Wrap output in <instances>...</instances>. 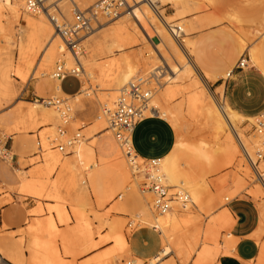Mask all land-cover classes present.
Listing matches in <instances>:
<instances>
[{"label": "rangeland", "instance_id": "374dc122", "mask_svg": "<svg viewBox=\"0 0 264 264\" xmlns=\"http://www.w3.org/2000/svg\"><path fill=\"white\" fill-rule=\"evenodd\" d=\"M76 1L81 8H87L99 0ZM176 1L178 2L177 6H172V4L161 6V0H158V3L160 2L158 5L159 12L173 24H184V28L187 30V36H181L180 41H185V39L192 40L191 59L197 62L205 73H209L211 80L205 81L200 74L192 73L189 77L184 78L180 72L175 74H173V72L171 73L168 67L176 66L177 68L179 62L177 59L180 60L181 58H179L180 56L174 55L173 57V55H169V53L160 46L159 38L152 32L151 28L150 38L145 39L143 36L144 32H141L139 24L137 22L135 24L130 17V19L128 18V25L130 23L128 26L129 29L124 28V30L120 28L124 25L123 19L113 22H106L100 19L101 28H98L99 26L96 28L93 26V29H95L93 32L94 34H89L87 37L88 39L86 38L87 40L82 39L80 45L81 56H83L85 61H90L91 66L96 67L97 78L92 80L86 77L82 72L79 74V80L83 88L82 94L80 95L82 99L78 102V105H82L84 108L83 110L75 112V117H77L78 120L77 123H73L70 118L67 122L65 121L67 124H63L60 120L61 118L58 119V108L48 109H53L55 113H58L56 114V119L58 121L57 126H61V128L67 131L66 136L69 137L78 132L81 136L80 139L85 138L86 143L90 146L98 143L100 138L109 136L110 139L116 143V149H118L120 144L116 141L113 132H110L108 122L105 120L106 118L103 117L105 106L99 103L98 100L99 93L105 95L109 94L110 87L107 85L113 84L116 81V70L110 69L109 65L122 53H125L127 56H130L136 64L140 62L137 64V66L139 65L138 67H141L137 78H141V80L149 79V75L146 73L148 67L149 70L157 66L160 69L163 68L164 74L158 79V84H154L155 81L152 80L151 87L155 88V90L154 93L152 92V98L149 104L156 101L164 90L167 94H164L165 96L161 100V103H165L163 106L172 113H170V115L173 121L175 119L177 127H173L170 122L166 120L162 121L166 122V124L172 128L176 142L180 140L189 144H202L209 151L213 152L214 156H217V154L220 156V158H216L215 156V160L217 161L216 169L214 170L211 168L206 171L205 179L208 182V190L211 188L209 193H217V188L219 187L221 189L220 186H222L224 187L222 188L223 192H221L223 199H221V197L220 199L222 202L223 200L225 201L224 198L230 197L229 194L227 196L226 191L230 190L229 192H231L235 190L232 184L233 181L231 180L234 179L238 171V165L241 166L244 164L239 169H242V167L248 169L246 174L243 169L240 171L243 179V188L238 190L239 193L236 191L237 195L233 200L225 201L223 206L218 207V205H222L219 203L216 205L218 208L215 206V210L213 209V211L217 214L223 207L229 209L234 204L242 202L252 206L256 217L260 220V216H264V211H262L264 210V197L261 198V196H264V193H261L260 196L258 195L260 194L258 192V190H260L258 181L241 155L237 141L235 142V137L231 138L229 134L231 132L227 130L226 127L224 129L226 133L219 132L216 134L214 132L216 129L214 123H207L208 120L202 117L201 113L205 111L209 104L211 106L214 102L222 106L223 100L231 109L237 110L244 117L256 116L261 117L258 118L259 120H264V116H262V113H264V75H261V73L250 64L247 69L236 71L231 79L225 80V74L234 67L240 57L245 56L248 60V51L250 49L258 48L261 53V60L264 61V0ZM20 12H22V14H20L21 19L19 17V20L16 22L13 21L9 14H6V17L1 19V21L3 20L1 22L2 26L3 24L5 26H3L4 34L0 33V68L8 66L11 69L8 75L9 86L7 85L5 88L0 89V99L4 100V102H6L5 106L13 111L18 107L24 109L28 108V110L31 109L34 102L41 97V93L35 86L36 79H49L56 83L55 80L51 79V74H53L57 63L62 64L60 60H55L51 66L44 65L40 59L42 55H40V51L38 49V51L33 49L28 39L25 40V38L29 36V33L31 35L33 32V29L27 26L26 22L27 20L35 19L36 15L25 14L23 10ZM154 15L155 14L150 12L148 16L153 17ZM219 19L221 21L218 22L217 20ZM213 21L217 22L213 23ZM19 22L23 27L24 34L20 31V26H18ZM45 23H47V21H45ZM46 25L48 26L49 33L52 34L51 26H49L48 23ZM144 25L147 26V23L144 22ZM114 43L121 47L112 48ZM156 49L160 51L157 53ZM175 57L178 58L176 59ZM200 57L203 58V63L210 67V70H207L209 68L206 69V67L199 62ZM150 58L152 60H150ZM174 58L177 63H175L176 61ZM143 59L145 60L144 64L150 63L148 67L146 65L143 66V63H141ZM152 61L153 64L151 65ZM182 64L183 63L180 64V67ZM221 67H224L223 70H220ZM16 70L23 75V79L15 73ZM151 79L153 78L149 80L151 81ZM219 86L222 87L219 88ZM86 94H88V97H85ZM57 97L64 99L65 105H70V99L59 93H55L51 98L48 97L49 99H43L42 101L53 100V98ZM190 98L195 99L196 102L191 110L187 106V101ZM90 99L96 100L99 104L95 101L91 102ZM59 108L63 109V106H59ZM70 115L72 116L71 113L69 117ZM60 117H62L61 114ZM100 117L104 120V127H101L99 121ZM52 119L53 118L49 117L46 124L41 125L42 127L40 124H36L32 126L31 129L21 130L17 133L8 132L7 134V131L0 127V132L2 133H0V140L4 141L7 139V145L11 148V152L14 155V162L12 164H7L0 159V250H3L4 253H0V264H29V261L34 257L32 243L36 239V236L39 238V241L48 243L50 246L49 252H57L63 264H92L96 259L100 257L102 259L105 255V259L103 258L105 262L107 261V256L109 257L108 261L113 258L116 259L119 254L115 252V244L108 236L109 234L107 233L105 225L114 220L121 221L122 233H124L126 237V244L129 251L128 256L123 257L122 260L118 258L117 264H127V262H132V259L139 260V264H198V251L203 248V244L200 240L197 241L196 246L192 247L190 245L189 250H192L191 252L187 248L189 245L178 250L176 246H171L163 240L159 232H155L154 229L140 222H135L134 216L141 210L142 204H144V207L146 205L150 206V212L153 213L154 216L158 214L152 210L151 195L149 194L147 196L145 194V192L147 193L144 188V175L146 171L138 175L140 179L137 181V185L132 182V184L124 183L121 175L123 171L117 169L115 166V162L117 163L118 161H123L127 166V159L124 157L125 155L121 146V150L118 149V161L109 159L104 166H97L91 171H84V169H82V179L80 178L81 181L78 180L76 183H73L71 180L69 181V175L60 174L58 169L52 172L50 168L44 167L43 158H39L41 155L42 157L56 155L58 157L60 156L59 158L61 160L70 156L60 154L55 149L58 143H64L65 137L59 136L57 127L53 129L54 131L51 130L50 132L48 128L50 125L52 126ZM148 119L161 120L158 118ZM255 121L256 120L251 124L246 120L242 121L237 125V132L244 134L246 137L253 135L252 125ZM38 131L40 134H38V138H36ZM50 134L52 136H50ZM225 139H229V141L237 147L238 153L234 155L237 156V159H234V162H232L233 165L231 164L230 167L225 166L226 168L222 166V169L221 164L223 165L224 163L222 159H224L223 148L225 146ZM43 140L50 145L48 146L49 149L42 154L39 152L37 144H39L38 146H42ZM143 147L147 149L149 146L144 145ZM69 151L70 149L68 150L70 154ZM220 153L222 155H220ZM219 159L222 161H219ZM238 162L242 163L239 164ZM218 163L220 164L218 165ZM146 165V167L149 166L148 164ZM197 168L198 166H194L192 170L197 172ZM36 169L38 170L36 171ZM20 173H23L26 179L22 180ZM242 173H244V175ZM58 175L60 176L59 180H57L59 177ZM64 179H67L73 184H69V182ZM61 180L63 183L66 181L67 184L66 182L64 184L61 182L60 184ZM82 182H85V184H82ZM222 182L224 183L222 184ZM23 183L33 185L35 189L41 192L42 197L40 196L37 198L31 196L29 193L21 192ZM215 183H220V186ZM255 188H257V191H254ZM251 191L257 192V198L259 200L257 198L254 200V198L251 197L252 194L249 193ZM51 194L54 196L58 195L59 199L49 197ZM257 195L254 194L253 196L255 197ZM100 196H103L102 201L97 200ZM57 211H62L64 217L59 218V216L56 215L57 213H55ZM78 212L79 214L81 213V215H78ZM178 214H180L178 215L179 220L186 219L185 214ZM231 214L235 219L234 214L232 212ZM190 215L195 216L196 211L193 210ZM48 220L53 222L54 231L51 233H44L42 232V227ZM209 220L210 218L200 217V223L204 227L208 224ZM261 223L257 224L259 237L255 238L259 247L264 244V229H262L264 227H259L264 226V223H262V225ZM80 225L81 228L84 227L83 229L89 231V235L91 236L87 245L83 244L77 234L73 232L75 227ZM33 228H35V230ZM66 236L73 239L74 246L70 248V250L72 249L74 254L65 253L68 249L62 245V239ZM159 240L161 242V247ZM216 243L218 244L210 243L209 245L211 247H217L218 250L212 264H216L220 256L231 255L233 251L232 245L228 242V231L220 232ZM160 248L159 256L161 257L158 256L159 262H155L153 256ZM162 248L166 250L162 251ZM112 252L114 253L112 254ZM131 253L141 259L134 257ZM45 259L46 257L38 254L36 263L38 262V264H40L39 262L41 261V264H43L45 263ZM151 259L153 262L149 261ZM255 264H257L256 261Z\"/></svg>", "mask_w": 264, "mask_h": 264}, {"label": "bare ground", "instance_id": "6f19581e", "mask_svg": "<svg viewBox=\"0 0 264 264\" xmlns=\"http://www.w3.org/2000/svg\"><path fill=\"white\" fill-rule=\"evenodd\" d=\"M133 1H134V6L130 7L128 9L127 13L120 15L116 19V20L123 19L124 25L120 28H123V30H124V28L125 29L128 28V26L130 25V23L128 25V18L129 17L135 22V24H136V22L139 24V26L141 28V29L140 28L139 29L141 30L142 33L143 32L145 33V34L143 33V36L145 37V39L150 38V28H151L152 32L154 34H156L157 37L159 38L160 46H162V48H164L169 53V55L171 54V55H173V57H174V55H176L178 57L180 56L179 58H181L183 60V61L181 59L179 60V59H177L178 57H175L177 59V61H179V62L182 61L181 63H183V64L180 67L181 63L178 62L177 68H176V66L168 67L169 70L171 71V73L173 72V74H175L177 72H180V74L182 73V77H184V78L189 77L190 74H192V73L199 74L198 70L196 69V67L194 66V64L191 60L192 40H186L185 39V41H180L181 36H184V37L187 36V34H186L187 30H185L184 24L183 23H174L173 24L170 21H168L167 18L164 15H162L160 12H159V15H157V17H156V15H154L155 17L154 16L153 17L148 16L151 12L149 7L146 4L139 2V0H133ZM157 2H158V0H157ZM22 3H23V0H0V33L4 34V27L3 26H5V25L3 24V26H2L1 22L3 20L1 21V19L6 17V14L11 15V18L13 19L14 22L19 20V17L21 19L20 14H22V12H20V11L23 10L25 14H28V13H26L25 8H24V4H22ZM59 3H60L59 5L61 7L62 12L68 18V16H69L68 5H67L66 0H59ZM161 3H162L161 6H165V5H169V4L170 5L172 4V6H177V4H178V2L176 0H161ZM28 15H32V14H28ZM34 15H36L35 19L27 20V22H26V25L30 26L33 29V32L31 33V35L29 33V36H27V37L25 36L26 37L25 40L28 39V42L32 45L31 47H33V49H36V50L38 49L40 51V55L42 54L40 56V59L44 63V65L51 66L55 60H60L64 69H66V70L67 69L68 70L78 69L80 73L81 72L84 73L86 75V77H88L92 80L97 78L96 67L91 66L90 61H85L83 56H81V54L79 55V58H78L79 66H76L72 56L64 48L61 40L58 38V36L54 32L50 22L46 18V15L44 13H37ZM45 21H47L49 26H51V30L53 32L52 34L49 33V29H48V26L46 25L47 23H45ZM217 21L219 22L220 20H217ZM217 21H213V23H216ZM144 22L147 23V26L144 25ZM138 24H137V26H138ZM18 26H20V31L23 32V34H24V30H23L22 25H20V22L18 23ZM101 26H99L98 28H101ZM176 27H178L180 29V33H181L179 36L180 38L174 37V35H172V33L170 32V29H173ZM94 30L95 29L92 28V30L90 32H88L86 34L87 36H85L83 39L87 40L88 39L87 37L89 34H94L93 33ZM119 31H121V30H119ZM110 36H113V35H110ZM240 37H241V35H240ZM57 39L60 41H58ZM114 47L120 48L121 46L114 43L112 48H114ZM157 49H158V47H157ZM108 50H110V49H108ZM159 51L157 50V53ZM159 55H161V54H159ZM248 55L251 59V62L259 70L264 72V65H262V63L259 60L257 50L256 49H250L248 51ZM176 59H175V61H176ZM150 60H152V59L150 58ZM139 61H141V60H139ZM177 61L175 63H177ZM139 63H137V64H139ZM141 63H143V66L146 65L147 67L150 65V63L144 64L145 63L144 59H143V61H141ZM137 64H136V62H134L130 58V56H127L125 53H122L119 57H117L114 61L111 62L109 67H110V69L116 70V81L113 84L107 85L110 87V90H109L110 93L109 94L105 95L103 93H99V96H98L99 103H102L105 106L104 110L106 109L109 111H113L116 108L118 98L121 95L123 89L126 87V85L129 84L130 82H135V81L141 79V78H137L138 73L140 72V69H141V67H138L139 65L137 66ZM152 64H153V61H152L151 65ZM247 64L249 67L250 63L248 60H247ZM145 67H143V68H145ZM145 69H147V68H145ZM158 69H159L158 66L154 67L151 70H149V67H148L146 73H147V75H149V79L150 78H153V79H151V81L149 79L148 80L146 79L144 81H147L149 85H152L151 84L152 80H154V81H156V83H154V84L157 85L159 77L164 74L163 72L157 71ZM143 72H144V70H143ZM15 73L20 78H22V79L24 78L23 75L18 70H16ZM141 76H142V74H141ZM51 79L55 80L53 78L52 74H51ZM55 81H58V80H55ZM154 90H155V88H154ZM154 90H153V93H154ZM164 94H167V93L163 90V92L159 95V97L156 99V101H153L152 104L148 105V108L146 109V112H145V117L159 116V117L167 120L168 122H170V124L176 128L177 126L175 123V119L173 121V119L170 115L171 112L168 111L169 109L167 110L166 107L163 106V104H165V103H161V100L165 96ZM85 97H88V94H86ZM54 99L55 98H53V100ZM62 101L63 102L61 103L60 106H63V109H60L59 107H57L58 108L57 111L59 110L58 111L59 112V118L58 119L61 118L60 120H61V122H63V124H67L66 122L70 118L72 119L73 123H77L76 121L73 120L74 99L70 100V105H65L64 99H62ZM45 102H47V101H43V102L36 101V102H34L33 107L31 109L27 110L28 120L30 122L29 121H26V122H28L30 125L24 126V125H20L18 122V124H16L14 127H12V128L10 127L9 129H7L6 133L7 134H8V132L9 133H15V132L17 133V132H20L21 130L23 131L25 129H31V127L36 125V124H40V126L45 125L47 122V119H49V117L53 118L52 119L53 120L52 126L50 125L51 127L49 126V128H48L50 130V132H51V130L54 131L53 129H56L55 127H57V130H58L59 127H61V126H57L58 121L56 119V116H57L56 114H58V113H55V111L53 109H48V108H55V107L45 106ZM166 103H167V100H166ZM195 103H196L195 99L190 98L187 101L188 108L191 110L195 106ZM104 110H103V117L106 118L105 120L107 121V117L104 115ZM66 111L68 113L67 118H65V116H63V114ZM70 113L72 114V116L70 115V117H69ZM60 114L62 117H60ZM201 114H202V117H204L206 120H208L207 123H211V122L214 123V125L216 126V129L214 132L216 134L219 132L226 133L224 130L226 127L227 130H229L231 132V133H229L231 138L235 137V139H236L235 142L237 141L239 148H240V143H241L246 148V150L248 152H250V150L252 151V149L256 145L257 140L255 139V137L253 135L246 137L244 134L237 132V130H238L237 125L239 123H241L242 121H245V120L235 116L234 114H232L224 104L222 106H219L215 102L212 103L211 106L209 104V106L206 107L205 111ZM25 119H27V118H25ZM99 119H100L99 121H100L101 127H104L103 118L100 117ZM254 120H258V118L249 119L246 121H248L251 124L254 122ZM108 128L110 129V132L112 133L113 130L109 127V124H108ZM43 131H45V130H43ZM38 132H37V138H38V134H40V132L39 133ZM113 134H114V132H113ZM232 134H233V136H232ZM50 136H52V135L50 134ZM60 137H63V136H60ZM216 137H217V135H216ZM216 137L214 136L215 139H216ZM107 138L108 139H106L104 142L101 140L98 143H95L94 145L92 144L93 146H90L88 143H86L85 138L79 139L70 148V151H69L70 154L67 153L70 156L65 158L64 160L63 159L61 160L59 158L60 156L58 157L56 155L48 156V157H42V155H41V156H39V158L40 159L43 158L44 167L50 168L52 172L58 169L60 174L69 175L68 176V177H70L69 181L71 180V181H73V183L74 182L76 183L78 180H80V178L82 179V177H80V173L78 170L79 164H81L83 166L84 171H91V170H93V168H96L97 166H104L108 162L109 159L118 161L117 160V159H119L118 149H120V146H121L123 153L125 155L124 157H126L125 148L120 144V142H118L116 139V141L120 144L118 146L119 148L116 149V145H115L116 143H114V141L112 139H110L109 136ZM129 141H130V137L128 138V144L130 143ZM225 141H226V143H225ZM225 141H224L225 146L223 148L224 159H222L224 161V163L220 162V163H223V165L221 164L222 169H223L222 166H224V168L230 167L232 162H234V159L237 157L234 155H236L238 153L237 147H235L229 141V139H227V140L225 139ZM41 143H42V141H41ZM49 145L50 144L48 142L43 140L42 146L41 145L38 146L39 152H41L43 154L47 149H49V147H48ZM215 145H217V144H215ZM219 146H221V145H219ZM64 155H66V154H64ZM220 155H222V154L220 153ZM215 156H214L213 152L209 151L202 144H189V143H186L184 141L178 140V142L175 143L174 149L166 158L156 161V167L155 168L150 167V165L148 167H146L147 166L146 164H148V162L142 161L137 156L133 159V162H131L130 159H127V157H126L127 166L124 164L123 161H118L117 163L115 162V166L117 167V169H120L121 171H123V175H124V178H125V181L127 184L132 182V183H135L137 185L138 184L137 181L140 179V176H138V175H140L144 171H146L145 174L159 176L161 182L170 188L171 193L174 192L175 190H181V191H184L188 195L189 201L185 205H182L180 203V201H172V203L170 204V207H171L170 210L163 213V214H158L157 216H154L153 213L150 212L151 211L150 206L146 205L144 207L143 211L137 217H135L134 220L137 223L140 222V223L147 225L150 228L154 229L156 232H159L161 234L163 240H165L171 246H176L178 250L185 248L187 245H189V247H187L189 250L190 245L192 247L196 246L197 241L200 240V242L203 244L202 245L203 248L200 251H198L199 252L198 253V261H197L198 264H212L214 262L218 250H217V247H213V246L211 247L209 245H210V243L218 244L216 242L218 241L219 233L222 231H228V229L231 225V217L227 213V211H225V210L220 211L216 214L215 211H213V209L219 203L222 205H218V207L223 206L225 204L224 203L225 201H229L231 199H234V197L237 195V193H239L238 190L240 188L241 189L243 188L242 187L243 179L241 177L240 171H242V169H243L245 174L248 171V169L246 167H244V168L242 167V169H239L244 164H242L241 166L238 165V167H239V168H237L238 171L236 172L234 179L231 180V181H233L232 184L234 185L233 187H235V190H233L234 192L233 191L229 192L230 190L226 191L227 196L229 194L230 197L224 198L225 201L223 200V202H222L221 199H223V198L221 196V194H222L221 192H223L222 188H224V187L220 186L221 182L215 183V184H219L221 189L218 187L217 193L213 194V193H209V190H211V188L208 190V187H209L208 182L205 179L207 169L210 170L211 168H213L215 170L217 167L216 166L217 161L215 159L220 158V156H218V154H217L218 157L216 156V158H215ZM222 160L219 159V161H222ZM220 163H218V165ZM240 163H242V162H240ZM194 166H198L197 172H194L192 170ZM218 168H220V167H218ZM37 170L38 169H36V171ZM46 171L48 172L47 169H46ZM43 173H42V175H43ZM56 173H57V171H56ZM210 173H211V171H210ZM244 173H242V174L244 175ZM257 173L258 174H256L255 177H256V180L258 181V185H259L258 187L260 188V190H258V192L260 193L258 195L260 196L261 193H264V160H262L258 164ZM24 176L25 175L23 173L20 174V177L22 178V180L26 179ZM60 176L58 177L57 180L60 179ZM66 177H64V178H66ZM27 180H29V179H27ZM64 180H67V179H64ZM61 182H62V180L60 181V184H61ZM71 183L69 182V184H71ZM223 183L224 182H222V184ZM55 184H56V182H55ZM66 184H67V182H66ZM82 184H83V182H82ZM56 187H57V185H56ZM129 187H130V185H129ZM257 188H255L254 191H257ZM69 190H71V189H69ZM236 191H237V193H236ZM21 192L29 193L31 196H34L37 198L41 196V192L38 191L37 189H35V187L29 183H23V185L21 186ZM227 192H229V193H227ZM251 192H253V191H251ZM251 192H249L250 194H252L251 197H253L254 200H256V198L258 197L257 192L256 193L253 192L254 194L257 195L255 197L253 196L254 194ZM224 193H225V191H224ZM249 193L247 192L248 195H249ZM145 194L147 196L149 195L148 192L147 193L145 192ZM225 196H223V197H225ZM49 197H52L54 199H59L58 195L54 196L51 194ZM220 197H221V199H220ZM262 197H264V196H261V198ZM71 199H72V197H71ZM260 201H261V199H260ZM66 203H68V202H66ZM259 203H261V202H259ZM78 204H79V202H78ZM261 207H262V205H261ZM259 208H260V206H259ZM76 210H78V209H76ZM193 210L196 211L195 216L190 215V214H192ZM78 211H80V210H78ZM262 211H264V210H262ZM55 213H57L56 215H58L59 218L64 217V214L62 211H57ZM178 213H181V215L185 214L186 219L179 220L178 215H180V214H178ZM78 215H81V213L79 214V212H78ZM200 217L210 218V220L208 221V224L205 227L202 226V224L200 223ZM262 220H264V216L261 215L260 216V223ZM120 222H121L120 220L119 221L114 220V221H110L107 224H105L106 228H107V233L109 234L108 236L111 238V240H113V243L115 244V252L118 253L119 256L116 259L113 258V259H110L109 261H108L109 257L107 256L108 258L106 257L107 261L105 262L103 260V258L106 256L105 255L104 257H102V259L100 257V258L96 259L95 262L93 261L94 263L91 262L92 264H117L118 258H121L120 260H122L123 257L128 256L129 251H128L127 244H126V237H125L124 233H122V224ZM262 223H264V221H262ZM262 223H261V225H262ZM85 227H87V226H85ZM259 227L261 228L264 226H259ZM83 228H81V225H80L78 227H75L73 232L77 234L78 238L81 240V242L83 244L87 245L91 239L90 238L91 236L89 235V231H87ZM33 229L35 230V228H33ZM262 229H264V228H262ZM53 231H54V224L51 220H48L46 222V224L43 225L42 232L51 233ZM257 234H258L257 236L259 237V232ZM105 240H108V239H105ZM166 242H164V243H166ZM32 244H33L32 248H33V252H34L33 253L34 257L29 261V264H38V262L36 263V257L38 256V254H41L42 256L46 257L45 263H43V264H49V262H50V264H63L60 261L56 251L49 252L50 246L48 245V243H44V242L39 241V238L36 236V239L34 240V242ZM215 244H212V245H215ZM62 245L66 249H68L65 252L66 254H74L72 249L70 250V248H73V246H74V242H73L72 238H68L67 236L64 237L62 239ZM165 250L166 249L163 250V248H162V251H165ZM189 251L191 252L192 250H189ZM167 252H169V251H167ZM113 253L114 252H112V254ZM159 255H160V253L154 257L155 262H159V259H158ZM177 255H178V253H177ZM109 256H110V254H109ZM159 257H161V256H159ZM149 261L153 262L152 259ZM256 262H257V264H264V244H262L260 246V252H259V255H258ZM39 263L41 264V261ZM128 263L129 264H139L140 261L137 259H132V262H127V264Z\"/></svg>", "mask_w": 264, "mask_h": 264}, {"label": "built area", "instance_id": "2783aa9c", "mask_svg": "<svg viewBox=\"0 0 264 264\" xmlns=\"http://www.w3.org/2000/svg\"><path fill=\"white\" fill-rule=\"evenodd\" d=\"M66 2L68 5V18L61 11L59 0H23L26 13L32 15L44 13L46 15L54 32L72 56L76 66H79L78 58L81 54L82 39L92 30L93 26L95 28L101 26L100 19L113 22L120 15L127 13L130 7L134 6L133 0H99L87 8H81L76 0H66ZM139 2L146 4L153 14L159 15L157 0H139ZM170 32L174 37L180 38L181 33L178 27L170 29ZM247 68V58L245 56L240 57L231 71L226 74L225 80L231 79L234 71H243ZM157 71L163 72V68H159ZM79 74L78 69L66 70L62 64L57 63L52 75L55 80L60 81L65 76H73L79 79ZM153 90L154 88L144 80L139 79L130 82L119 96L116 108L113 111L104 110L109 127L113 130L117 141L125 148L126 157L131 162L136 157V153L132 144H128V138L132 136L135 127L145 119V112ZM62 102V98H55L45 102V105L59 107ZM67 114L66 111L63 116L67 118ZM58 134L65 138L64 143H58L55 149L61 154L69 155L67 154L68 149L81 138L80 134L76 132L68 137L66 136L67 131L61 127L58 129ZM252 134L257 140L252 151L248 152L241 143L240 151L254 176H256L258 174L257 166L264 160V120L258 119L255 121L252 125ZM0 159L7 164L14 162V155L7 145V139L0 140ZM148 165L155 168V159L148 160ZM144 180L145 191L152 197V210L157 214L169 211L172 201H180L182 205L189 201V197L184 191L175 190L171 193L170 188L161 182L159 176L145 174Z\"/></svg>", "mask_w": 264, "mask_h": 264}, {"label": "crops", "instance_id": "0c3cea01", "mask_svg": "<svg viewBox=\"0 0 264 264\" xmlns=\"http://www.w3.org/2000/svg\"><path fill=\"white\" fill-rule=\"evenodd\" d=\"M253 49L257 50L259 60L262 63V65H264V61L261 60L260 50L258 48H253ZM191 56H192V52H191ZM248 61L253 67H255L261 73V75H264V72L259 70L251 62L250 57L248 58ZM192 62L196 67V69L198 70L199 74L204 78L205 81L211 80L209 73L207 72L205 73V71L202 70V68L197 62H194L193 60ZM199 62L203 64V66L206 67V69L209 68L207 70H210V67H208L203 63L202 57L199 58ZM223 68L224 67H221L220 70H223ZM10 70L11 69L8 66L0 68V89L5 88L7 85L9 86L8 75L11 72ZM235 72L236 71L233 72L232 77L234 76ZM35 86L36 89L41 93V97L37 101L43 102L42 101L43 99H49L48 97L51 98L55 93L62 94L64 97L70 100L74 99L73 120L76 122L78 121L77 117H75V112L83 110L84 108V106L78 105V102L82 99L80 95L82 94V88H83L78 78H75L73 76H65L60 81H56V83H54L49 79L37 78ZM221 87L222 86H219V88ZM93 101L99 104L96 100L92 99L91 102ZM222 102L232 114H234L239 118H242L244 120L260 118L256 116L244 117L237 110L231 109L225 103V101L222 100ZM5 103L6 102H4V100L0 99V127L7 130L10 127L11 128L14 127L16 124H18V122L20 125H24V126L30 125L28 122H26L29 121L28 112H27L28 108L24 109L22 107H18L16 110L13 111L10 108H7V106H5ZM262 116H264V113H262ZM24 117L27 119H25ZM148 118H158L161 120L148 119ZM162 120L165 119L159 116L145 117V119L135 127L132 136L130 137L129 144H132L136 156L140 158L142 161L148 162V160L150 159H155V161L162 160L166 158L174 149L176 142L174 131L168 124H166V122H163ZM106 139L108 138L107 137L100 138V141L102 140L104 142ZM144 145L149 147L146 149V147L145 148L143 147ZM82 169H84L83 166L79 164L78 170L80 173V177H82L81 174ZM121 175L124 183H126L122 173ZM83 184H85V182H83ZM97 200L102 201L103 196L98 197ZM141 207H142L141 210L134 216V218L137 217L143 211L144 204H142ZM229 209L234 214L235 219L232 216ZM229 209L227 207H223L221 211L223 210L227 211V213L231 217V225L228 229V242L232 245L233 251L231 252V255L220 256L216 264H250V263L255 264V261H257L260 252V247L258 246L255 240V238H258L257 224L260 223V220H258V218L256 217L253 207L245 203L241 202L238 204H234ZM159 244L161 247L160 240H159ZM160 250L161 248L153 257H155L160 252ZM0 253L4 254L3 250H0Z\"/></svg>", "mask_w": 264, "mask_h": 264}]
</instances>
